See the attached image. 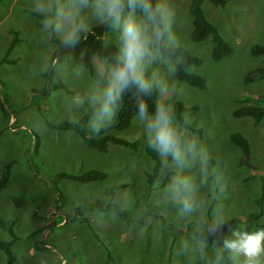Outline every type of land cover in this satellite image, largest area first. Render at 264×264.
I'll return each mask as SVG.
<instances>
[{"label":"rangeland","instance_id":"obj_1","mask_svg":"<svg viewBox=\"0 0 264 264\" xmlns=\"http://www.w3.org/2000/svg\"><path fill=\"white\" fill-rule=\"evenodd\" d=\"M174 3V30L182 38L185 49L200 58V64L190 65L187 70L201 75L206 87L199 89L175 77L177 87L183 92L171 97V102L180 100L186 107H195L183 116L187 115L191 126L199 129V132L190 131L209 147L222 176L220 190L201 191L210 205L217 200L223 204L229 221L237 215L248 217L255 211V198L264 192V176L252 175L251 170L238 163L240 150L229 135L241 132L250 144V162L264 167V117L256 123L252 117L233 115L236 107L252 99L250 93L264 96V62L251 51L253 45H264V0H227L224 6L205 1L207 18L219 28L231 48V53L220 60L211 56L210 38L199 42L191 39L190 0H174ZM38 27V18L29 13L28 0L0 2V59L14 32L18 33V41L7 55V59L15 62L0 64V174L11 161L9 182L0 192V215L13 225L18 236L12 248L15 258L12 264L42 261L44 264H192L195 259L177 254L178 242L185 236L173 235L166 226L168 222L180 225L189 222L179 220L174 209L167 205L155 208L167 222L149 213L151 192L145 190V181L153 160L142 148L144 134L134 117L128 128L112 132L129 140H140L138 151L111 144L109 152L102 153L84 145L74 131L69 135L70 131L51 130L46 124L44 131L34 127L36 120L45 123L44 117L55 123L67 120L63 95H71L84 86L79 81L64 83L56 73L49 80L33 71L37 59L45 55L39 43ZM103 40L110 43L106 33ZM100 58L94 56L93 65ZM60 82L67 90L56 87ZM93 168L105 171L107 177L86 183L53 179L59 172L81 174ZM118 184L126 186L116 189L113 197L126 194L128 216L134 222L127 224L120 218L101 221L98 217L111 211L96 208L84 211L85 221L73 214L75 207L83 208L84 203H107L111 187ZM54 186L62 192V207L57 211L61 213L60 225L49 224L57 207ZM14 197L21 198L20 206L13 201ZM146 209L148 215H144ZM140 218L142 222L137 221ZM257 221L263 224L264 215ZM240 227L244 224L235 222L227 229H217L214 236L207 238L209 248L222 246L232 230ZM254 230L251 227L248 231ZM9 238L8 231L0 226V240ZM35 245L39 247L36 249ZM199 258L201 264H207L208 256ZM0 264H7L3 251H0Z\"/></svg>","mask_w":264,"mask_h":264},{"label":"clouds","instance_id":"obj_2","mask_svg":"<svg viewBox=\"0 0 264 264\" xmlns=\"http://www.w3.org/2000/svg\"><path fill=\"white\" fill-rule=\"evenodd\" d=\"M38 18L42 51L33 71L56 73L60 81L83 82V88L63 95L67 121H84L100 135L114 121L126 97L135 105V122L142 128L147 147L156 154L159 174L149 195L150 207L174 209L179 220L192 223V232L178 242V255L192 260L208 256L207 264H264V228L232 230L222 246L209 248L206 233H214L229 219L218 200L210 205L209 188L221 189L222 176L208 146L190 131L191 119L178 118L171 97L182 94L174 78L186 64L185 44L174 30V0H28ZM103 26L112 50L91 68L55 50L71 53L95 27ZM154 97L153 105L148 98ZM38 131L46 130L36 120ZM71 135V131L68 133ZM116 207L98 217L116 221L128 211L126 194L115 198ZM41 264H44L42 261Z\"/></svg>","mask_w":264,"mask_h":264},{"label":"trees","instance_id":"obj_3","mask_svg":"<svg viewBox=\"0 0 264 264\" xmlns=\"http://www.w3.org/2000/svg\"><path fill=\"white\" fill-rule=\"evenodd\" d=\"M3 0H0V2ZM205 1H209L214 5H220L224 6L227 3V0H190L188 11L189 14L192 17V31H191V39L194 42H199L204 40L205 38H210L212 42V51L211 56L214 60H220L222 57L229 55L231 53V48L227 44V42L222 37L219 28L212 23L206 16L205 9H204V3ZM30 13V12H29ZM31 14V13H30ZM35 17L34 14H31ZM37 18V17H36ZM105 33V29L103 26H97L94 28V30L88 34V36L84 39H82L81 43L71 51V53L64 52L61 50H55L53 55L60 57L61 60L67 55H71L75 60H80L83 58V61L91 68L93 66V57L98 56L102 57L107 55L112 50L111 43H105L103 40V35ZM18 33L14 32V36L12 38L11 43L9 44L8 48L6 49L5 55L0 59V64L3 62L6 63H14L15 60L7 59V55L13 50L15 47L17 41H18ZM252 53L256 56H261L262 61L264 62V45L256 44L252 47ZM184 56L186 58V64L178 71L176 78L180 81H184L188 83L191 86L197 87L199 89H204L206 87L205 79L194 72H189L187 70L188 66L190 65H198L200 64V58L192 55L187 49L184 50ZM255 72V71H253ZM251 72L248 75V79H251ZM53 74V73H52ZM52 74L49 76H45L47 79L51 80ZM56 87H61L67 90V87L63 83H59ZM54 87L52 86L49 88L48 91H51ZM43 92L46 93L47 90L43 89ZM252 99H247V103L241 104L240 106L236 107L233 111V115L236 117H252L256 123H259L260 120L264 117V96L256 93H250V97ZM249 100L251 103H249ZM263 100V103H256V101L260 102ZM253 101V102H252ZM149 105H153L154 103V97L148 98ZM174 105L176 107L178 118L183 117V113L187 110L193 109L195 107H186L182 101L177 100L174 102ZM136 111V105L134 101L130 97H126L123 107L121 110L117 113L116 118L114 119L113 123L104 130L100 135H95L90 133L85 127H84V121H81V124L78 126L71 125L67 120H62L57 123L51 122L47 120L43 115L45 119V124L48 128L51 130H59V131H74L78 134V136L81 138L84 145L94 148L99 152L107 153L109 152L111 144L122 146L124 148H128L133 151H138L141 142L140 140H129L126 139L120 135H117L113 133L114 130H124L128 128L131 125V121L135 115ZM190 130L199 132V129L193 127L190 125ZM37 138V137H35ZM230 141L239 148L240 150V156L238 158V163L240 165H244L249 170L252 171V175H261L264 176V167L260 168L258 166L253 165L250 162V144L248 142V139L238 131L232 132L229 135ZM143 150L148 154L152 160H153V166L152 169L147 172L146 175V191L151 192L153 181L159 174V161L154 152H152L146 145V143L143 145ZM10 167H11V161L8 162L3 171L0 174V192L7 186L9 179H10ZM107 177V174L105 171H102L100 169H89L84 171L81 174H71L67 172H59L55 175L53 179L55 181H60L61 179L68 178L72 180H77L80 182H91V181H98L103 180ZM55 181L53 183H55ZM264 185V183H263ZM126 186L125 184H118L113 185L111 187V197L109 201L105 204H101L99 202L94 203H84V206L82 208L81 205L75 207V210L73 211V214H78L81 221L87 220L85 217H82L84 211H87L93 208H96L97 210H103V211H113V209L116 207V200L114 199V193L115 190ZM54 190L57 196L56 200V211L52 213L51 215V221L50 225H56V223L61 218L60 212L57 214V211L61 210L62 204V192L57 189L54 186ZM13 201L16 203L17 206H20L21 204V198L20 197H14ZM255 211L251 213L248 217L243 215H237L234 217L231 221L225 222L224 225L220 226V228H228V225L234 224L235 222H242L244 224V228L246 230H250L251 227H253L255 230L259 228H264V223L260 224L257 223L259 217L264 215V192L259 194L257 198H255ZM148 209L144 210V215H148ZM151 215H153L154 218L161 219L162 221L167 222L166 218L163 216V214L160 211H156L155 208H152L150 210ZM59 218V219H57ZM121 220L126 222L127 224L131 223L133 221L132 218L128 216V212H122L119 217ZM53 220V221H52ZM142 222V219H138L137 221ZM134 222V221H133ZM252 223V224H251ZM0 226L5 228L8 233L10 234V238L8 240H0V251H3L6 256L7 264H12L14 261V255H13V245L16 240H18V236L16 235L13 225L4 220L0 215ZM166 226L170 230V232L173 235H183L185 237L189 236V234L192 232L194 225L192 223H186L184 225L175 224V223H166ZM219 228V229H220ZM215 234V233H214ZM213 233H206L205 235L207 238H210L214 236ZM41 243V242H39ZM36 249L39 247V245H35ZM169 264V263H168ZM192 264H201L200 258H195L193 260Z\"/></svg>","mask_w":264,"mask_h":264},{"label":"crops","instance_id":"obj_4","mask_svg":"<svg viewBox=\"0 0 264 264\" xmlns=\"http://www.w3.org/2000/svg\"><path fill=\"white\" fill-rule=\"evenodd\" d=\"M60 215H61V213H60ZM57 219H59V218H57ZM60 219H62V218H60ZM60 219H59V221L56 223V225H60L61 223H62V221L60 222ZM53 221V220H52Z\"/></svg>","mask_w":264,"mask_h":264}]
</instances>
